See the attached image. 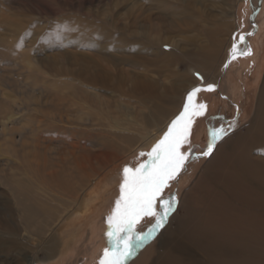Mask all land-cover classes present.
I'll return each instance as SVG.
<instances>
[{"label":"rangeland","instance_id":"1","mask_svg":"<svg viewBox=\"0 0 264 264\" xmlns=\"http://www.w3.org/2000/svg\"><path fill=\"white\" fill-rule=\"evenodd\" d=\"M158 1L159 0H0V233L4 230L11 237V241H14L17 233L21 235L25 233H23L25 230V228H23V211L20 210L19 204H17L23 201V196H21V194L27 193L25 192L26 187L23 186V179L28 180L27 174L32 172H35V175L38 173L39 175L42 174L45 176L47 173L53 171L51 167L57 164L59 165L60 159L65 161L69 160L65 155H67V152L70 150L69 145L72 142H79L80 146L83 145V149L92 155H94V153H114L117 157L116 160H120V162L117 163L118 166L114 167L115 169H109L108 173H106L110 176L108 177V185L105 187L106 190L104 193L98 194V198L96 199H88L87 202H89L88 206L90 205V207L87 209L86 207H82V209L80 208L81 211L75 210L76 212L70 217V219H72L74 216L78 217L79 215H83L82 219L71 227H65L68 220L67 222L59 224L60 228H57L58 233L55 234V237L61 242L62 247L58 248V251L56 250V258H54L55 256L53 257L54 259L50 257L52 261L49 259L50 262L47 263L44 260L45 258L42 252L39 251L36 255L37 259H34L32 264H100L105 248L111 247V245L108 242L107 236L99 237L98 235H92L93 240H89L90 237L87 234L90 227L96 222L99 223L100 227L106 225L107 227L103 228L104 234L107 232V217L111 215L115 207V202L120 196L123 169L125 167L136 168L139 164L143 163L147 159V155L141 156L140 154H147L150 152L151 148L162 138L170 125L169 124L168 127L165 128L160 134L159 139L154 142L152 146L139 149L134 154H128V156L126 153L136 144L137 139L134 138L136 137L134 136V140L129 142L121 135L133 136L136 134L133 133V130L121 134L118 131L111 130L112 128L109 126L112 124V118L118 121L119 124L125 122L124 107L129 109L128 111L132 112L135 117L141 119L145 117L149 121L147 123H150V126H152V113L154 110L164 107L166 109L168 107L164 102L153 99L144 100V98L142 100V97H138L135 93L131 94L129 84L111 93L103 91L102 89L92 91L93 95L91 99L85 102L88 105L90 104V108H88L87 111L90 114L89 118L94 120L91 121L93 124L92 126H78L75 124L76 120L72 117L65 121H61L62 123L59 121H49L46 118H37V120L32 122L25 120L23 118L26 115L24 109L27 108L28 105H32L36 101H45L46 97L49 95L48 92L56 91L57 95L59 90L68 88V85H71L69 88H73V83L66 82L62 77H55L56 69L78 70L80 68H90L89 70L93 72V69H96L95 65L98 62L97 59L100 58V61L113 57L124 60L122 61V67L128 72L129 77L142 75L144 79L155 83L159 91L164 92V90L169 91L171 87H180L182 77H185L187 82V76L200 79L197 80V82L200 84L198 88L201 90L196 94L193 106L198 107L201 104L206 105V111L201 115H192L189 141L181 148V151L184 153H189L191 151V155L189 156L191 161L187 159L182 169H184L185 166H190L193 174L188 172L187 176H189L180 189L178 184L181 183V178L185 177V173H182V169L175 179L169 181V187L165 189L164 195L167 197L170 193L175 194L177 201L175 209L168 216L164 226L160 228L152 238L146 239L142 243H134L133 254L143 251L147 245L155 242L157 237L163 233L172 215L178 211V204L181 199V194L183 193L182 191L194 180L195 172L198 171L199 167L204 166L218 143L229 135L236 134L240 130L243 131L253 119L256 100L264 82V23L261 21L264 15V5L257 10L254 0H204L195 7V9L203 8V10H208V13L215 16L217 21L224 16H230L229 20L232 23V27L219 35V40H221L222 45L225 44L227 46H223V50L226 47L224 52L223 50L219 51V54L221 53V59L218 60L219 62H217L215 66L217 71L220 70L222 72V76L224 72L226 73L228 66H230L229 76L230 83L233 85V93L235 92L234 100L230 98L231 96L229 97L223 93L222 87L224 82L220 81L221 77L218 78L217 82L210 79L211 76L209 75L215 73L212 68H209L205 72L206 75L203 77L197 69V64L199 62L196 63L197 61L193 58V62L192 60L186 62V58L183 57L185 50L197 53L207 48L208 41L203 29H215L214 26H211L214 24L211 20L206 19L201 22L198 18H195L193 20L194 31H187L185 27L186 22L184 23V15V17L181 15L179 17L174 12L168 13L165 11L164 13H168L169 17L167 20L169 23L173 25L175 22L174 25H176V30L166 35L162 33H159V35H155L154 33L153 35L150 33L152 37H148V41L153 43L156 40L157 42L161 40L163 43H169L168 45L161 46L160 49L152 45L148 50H143L145 43L144 45L142 44V46L138 45V47L134 46L130 49L126 47L127 45L125 42H120V40L124 41L125 38L132 39L134 37V40H139L142 43V36L144 33L148 34V31L145 30L142 34L141 31L143 29H139V26L135 24V20L139 23L142 17L148 16L149 14H164ZM164 1H166V3L168 1V9L170 7V9H172L174 3L176 5H186V3H192L195 0H182L183 3L180 1L176 2L175 0ZM141 12H144L143 16L139 14ZM234 13L238 15L239 18L240 28L238 30H234ZM139 16L142 17L139 18ZM255 20L259 21V23H255ZM179 21L180 24H178ZM181 21H183V23ZM207 22H209V24ZM97 30H102L104 33H96ZM130 30L132 32H130ZM248 33H251V35H248ZM133 34H135V36ZM137 35H139V37ZM240 35L245 36L243 43L239 41ZM112 36H114V38L116 37L115 40L117 39L118 42L110 41L111 38L109 40V37ZM86 39H91L92 46H84V40ZM12 43H15L16 46L7 49L6 45ZM233 44L237 46L235 54L233 53ZM245 49L249 50L250 54L242 55L241 52ZM157 50L164 53L170 52L177 58H182V60L178 66L168 65L167 63L159 61L156 65L160 70L155 73L142 72L126 64V62L129 61L127 60L128 58H130V60H140V58L144 57L147 53L152 55ZM10 51L12 52L10 53ZM17 52L23 53V59L17 60L20 66H13V64L6 65L8 59L10 61L17 59ZM135 55L137 57L139 55V57L135 58ZM233 55L235 58H233ZM224 57L226 60L223 59ZM240 61L241 63H249L247 69L242 70V75L240 74L242 79L239 80V77L235 75L234 72L237 70V67L241 65V63L239 64ZM184 64H186L187 69H185ZM73 65H75L76 69ZM235 67L236 70H234ZM175 72H179L182 77H174ZM36 75H43L48 79L45 85H41V89L33 85L42 83L41 80L34 79ZM217 75L218 72H216V77ZM128 76L120 75L117 80L124 79ZM189 83L190 82L184 84V88ZM53 84L59 86L60 89L56 86L53 87ZM209 85H212L214 90H207ZM61 86L63 88H61ZM51 87L58 88V91ZM179 89L180 93L178 96L181 99L184 89ZM121 91L126 94H121ZM189 92L185 93L184 96L186 97ZM72 100L73 102L75 101L74 103L76 105L80 104V102L82 104V101L79 102L76 98H72ZM49 103L50 100H48L47 107H50ZM160 105L162 107H160ZM183 107L181 106L177 115L183 111ZM51 109L52 108L45 110L48 112ZM31 114L34 115V113ZM8 116H12L10 121L5 119V117ZM38 120L43 122L42 127L44 128L42 132H40V135L34 136L30 132L25 133V129L29 131L31 128H34L36 124L38 125ZM94 123L97 125L101 124L100 126L102 128L94 125ZM215 126L217 130L221 128L225 130V134L221 138H213L210 130L211 128L214 130ZM3 127L5 129H3ZM2 131L5 136H2ZM202 138L206 141H201ZM69 140H72V142ZM209 143L213 144L212 152L208 156H204L203 152L206 150ZM103 159L104 158L101 157L99 159L101 160L100 162H102ZM188 160L189 163H187ZM93 167H99L98 161H93ZM23 172H25L26 175H24ZM44 176L43 180L46 179ZM112 177L116 178L112 181ZM32 180L34 179H31V181L29 180L32 185L31 190L35 193L37 202L44 200V194L38 191L39 183L32 182ZM47 182L50 181L48 180ZM33 183L35 185H33ZM45 201H47V199H45ZM154 223L155 219L153 217H145L136 225L135 231H146ZM34 224L36 223L34 222ZM26 230L31 234L34 228ZM37 240V237L34 236V241H30L31 244L29 243L20 252L12 251L11 258L7 260L8 263L27 264L25 257L31 255L33 249L36 250V246L34 245L39 242ZM91 243L92 253L86 248ZM59 249L64 253H60L59 255ZM85 251H87L86 258L84 255ZM132 259L133 256H129L125 264H129ZM0 263L3 264L1 259Z\"/></svg>","mask_w":264,"mask_h":264},{"label":"bare ground","instance_id":"2","mask_svg":"<svg viewBox=\"0 0 264 264\" xmlns=\"http://www.w3.org/2000/svg\"><path fill=\"white\" fill-rule=\"evenodd\" d=\"M175 1L183 3L182 0ZM201 1L204 0H195L192 3H186V5H176L172 3L174 5L172 9H170L171 7L168 9V1L166 3L164 0H159L158 3L161 5L163 13L165 11L168 13L174 12L179 17L180 15H184V23L186 22L185 27L187 31H194L193 20L195 18H198L201 22L208 19L214 23L211 26H214L215 29H203L208 41L207 48L197 53L185 50L183 57L186 58V62L191 61L192 58L197 61L196 63L199 62L197 64V69L203 77L206 75L205 72L209 68H212L215 73L209 75L211 76L210 79L217 82L218 78L221 77L220 81L224 82L222 87L223 93L229 97L231 96L230 98L235 100L233 85L230 83V66H228L223 76L222 72L220 70L217 71L215 66V64L219 62L218 60L221 59V53L219 54V51L223 50V46H227L225 44L222 45L221 40H219V35L232 27V23L229 20L230 16H224L217 21L215 16L208 13V10H203V8L195 9L196 5L201 3ZM254 1L257 10L264 5V0ZM143 13L141 12L139 14L143 16ZM168 13H158L159 15L149 14L145 17L139 16V18H142L139 20V23L135 20V24L139 26L140 30L143 29L141 31L142 34L145 30L148 31V34H143L141 39L142 43L139 40H134V37L132 39L125 38L126 41L123 39L124 41L120 40V42H125L127 45L126 47L130 49L134 46H142V44L144 45L145 43L143 50H148L152 45H154L155 48L158 47V49H160L161 46L168 45L169 43H163L161 40H158V42L156 40L153 43L148 41V37L151 38L154 33L155 35H159V33L166 35L176 30V25H174L175 22L173 21L174 24L172 25L167 20L169 17ZM261 21L264 23V15ZM181 22L183 23V21ZM256 22L259 23V21L255 20V23ZM207 23L209 24V22ZM178 24H180V21ZM234 26V30L240 28L239 18L236 14L234 16ZM100 32L103 31H96V33ZM130 32L132 31L130 30ZM133 35L135 36V34ZM137 36L139 37V35ZM115 38L112 36L109 37V40L116 42L117 39L115 40ZM6 46L7 49H11L14 48L16 44L12 43ZM84 46H92L91 39L84 40ZM11 52L12 51H10V53ZM17 53V59L13 61L8 59L6 65L13 64V66H20L17 60L23 59V53ZM136 55L135 58L137 57ZM99 59H97L98 62L95 65L96 69H93V72L89 70L90 68H80L78 70L56 69L55 77H62L66 82L73 83V88H69L71 85H68V88H63L61 86L63 89L58 91L57 89L59 86L53 84V87L56 86L58 88H51L56 89L59 93L57 92L56 95V91H47L49 95L46 97V100L40 102L36 101L32 105H28L27 108L24 109L26 115L23 118L30 122L37 120V118H46L49 121H59L62 123L61 121H65L72 117L76 120L75 124L78 126H92L93 124L91 121L94 120L89 118L90 114L87 111V109L90 108V104L88 105L85 103L91 99L93 95L92 91L102 89L103 91L111 93L129 84L131 94L135 93L138 97H142V100L143 98L144 100H158L164 102L168 106L166 109L164 107L154 110L152 113V126H150V123H147L149 121L145 117L142 119L135 117L132 112L128 111L129 109L124 107L125 122L119 124L118 121L112 118V124L109 126L112 128L111 130L118 131L120 134L125 132L128 133L133 130V133L136 134L133 136L121 135L129 142L134 140V138L137 139L136 146L134 145L131 150L126 153L127 155L130 153L134 154L139 149L152 146L154 142L159 139L160 134L178 114L181 106L183 107L186 103L187 96L185 97L184 94L189 92L190 89L191 92L194 88L200 87V84L197 82V80L200 79L187 76L186 78H188V82L190 83L184 88V84L188 83L187 80L185 77H182L179 72H175L174 77H182L181 79L183 81L181 80L180 87H169V91H159L155 83L144 79L142 75L129 77L128 72L122 67L123 59L113 57L100 61ZM223 59L226 60L225 57ZM127 60L129 61H127L126 64L133 67V69L155 73L160 70L156 65L157 62L162 61L168 65L178 66L182 58H177L170 52L164 53L157 50L152 55L147 53L144 57H141L140 60H130V58ZM193 61L194 60H192V62ZM240 63L241 61L239 64ZM248 63L249 62H242L241 65L237 67V70L235 67L234 70L236 71L234 74L239 77V80L242 79L241 72L247 69ZM184 65L185 69H187L186 64ZM73 66L75 68V65ZM216 72H218L217 77ZM120 75H126L128 77L117 80ZM34 79L42 81L40 84H33L34 86L40 87L39 89H41V85H45L48 81L43 75H36ZM179 88H181V90L182 88L184 89L181 99L178 96L180 93ZM121 94L125 95L126 93L122 92ZM72 98L78 99L79 102L82 101V104L80 102L77 106ZM48 100H50V107H47ZM160 107L162 106L160 105ZM50 108L52 109L47 112L46 110ZM254 109L255 113L253 119L249 122L247 127L245 126L246 128H244L243 131L240 130L236 134L229 135L225 139H222L204 166L199 167L198 171L195 172L194 180L182 191L183 193L181 194V199L178 204V211L172 215L163 233L157 237L155 242L147 245L143 251L132 254L131 256H133V259L129 264H264V82L259 91ZM31 113H34V115ZM11 118L12 116L5 117L8 121H10ZM37 123L38 125L36 124L31 130L27 131L25 129V133L30 132L34 136H39L44 128L42 127L43 122L41 120H38ZM94 125L97 124L94 123ZM100 125L101 124H98L97 126ZM99 128L102 127L100 126ZM3 129L5 128L3 127ZM2 136H5L4 132ZM69 141L72 142V140ZM201 141H204V138H202ZM69 148L70 150L67 152V155H65L69 160L65 161L60 159L59 165L57 164L51 167L53 171L47 173L45 176L42 174L39 175L38 173L35 175V172H32L27 174L28 180L23 179V186L26 187L25 192L27 193L21 194V196H23V201L17 204H19L20 210L23 211V228H25V230L23 229V233H25L23 235L17 233L14 241H11V237L4 230L0 233V259L3 261V264H9L7 260L11 258L12 251L20 252L30 241H34V236L37 237V241L39 242H36L37 244L34 245L36 246V250L33 249V252L31 251L32 254L25 257L26 263L32 264L33 260L37 259L36 255L39 251L42 252L45 258L44 260L47 263L52 261L51 259L57 256L58 248L62 247L61 242L55 237V234L58 233L57 228L59 224L67 222L68 220L65 227H71L73 224L80 221L83 215H79L78 217L74 216L72 219H70V217L74 212L80 210V208L86 207L87 209L90 207V205L88 206L89 202H87V200L98 198V194L104 193L106 190L105 187L108 185V177L110 176L106 173H108L109 169H115L114 167H117V163L120 162V160H116V155L114 153H94V155H92L83 149L84 146H80L79 142H72ZM101 157L104 158L102 162L99 160ZM93 161H98L99 167H93ZM188 172L193 174L192 170ZM188 172H185L186 176L181 178V183L178 184L179 189L182 188L187 180L189 176H187ZM23 174L26 175L25 172H23ZM43 176L46 178L45 180H43ZM115 178L116 177H112V181ZM31 179H34L32 182L39 183L38 191L44 194L43 196L47 201L44 199L37 202L35 193L31 190ZM33 185L35 184L33 183ZM34 222L36 224H34ZM106 227V225L100 227L99 223L95 222L88 231L87 235L90 237L89 240H93L92 235H98L99 237L106 236L103 229ZM29 228H34L31 234L26 230ZM86 248L92 253V243ZM60 253L64 252H61L59 249L58 254L60 255ZM86 254L87 251L84 252L85 258L87 256Z\"/></svg>","mask_w":264,"mask_h":264},{"label":"snow or ice","instance_id":"3","mask_svg":"<svg viewBox=\"0 0 264 264\" xmlns=\"http://www.w3.org/2000/svg\"><path fill=\"white\" fill-rule=\"evenodd\" d=\"M251 35V33H248ZM245 40L244 35L239 36L240 43ZM233 44V53L236 52ZM242 55L250 54L245 49ZM233 58L235 56L233 55ZM194 88L188 95L183 111L173 119L163 134L147 154V159L136 168L123 169V181L120 185V196L115 202V207L107 217L108 229L106 236L111 247L105 248L100 264H125L133 254L134 243H142L150 239L164 226L168 216L175 209L177 203L175 194L164 196V191L169 187V181L175 179L189 159L191 151L184 153L181 148L189 141L192 115H201L206 111V105L194 107V98L200 91ZM209 91L214 90L212 85ZM224 129L214 130L213 138H221ZM213 149L209 143L204 156H208ZM145 217H153L155 223L146 231H135L136 225Z\"/></svg>","mask_w":264,"mask_h":264},{"label":"flooded vegetation","instance_id":"4","mask_svg":"<svg viewBox=\"0 0 264 264\" xmlns=\"http://www.w3.org/2000/svg\"><path fill=\"white\" fill-rule=\"evenodd\" d=\"M206 120H207V118H206ZM207 121H208V120H207ZM216 128H217V127L215 126V127H214V130H217ZM214 130H213V128H211V130H210L211 134H212V132H213ZM204 141H206V140H204ZM189 159H190V158H189ZM192 160H193V159H192ZM190 161H191V159H190ZM187 163H189V160H188ZM190 168H191L190 166H185L184 169H182V173H185V172L190 171V170H191ZM184 171H185V172H184ZM185 176H186V173H185ZM182 178H184V177H182Z\"/></svg>","mask_w":264,"mask_h":264}]
</instances>
